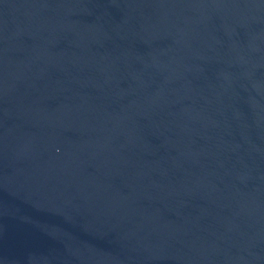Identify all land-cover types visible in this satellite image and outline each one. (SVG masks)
<instances>
[{
  "label": "water",
  "instance_id": "95a60500",
  "mask_svg": "<svg viewBox=\"0 0 264 264\" xmlns=\"http://www.w3.org/2000/svg\"><path fill=\"white\" fill-rule=\"evenodd\" d=\"M0 264H264V0H0Z\"/></svg>",
  "mask_w": 264,
  "mask_h": 264
}]
</instances>
